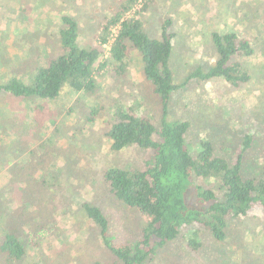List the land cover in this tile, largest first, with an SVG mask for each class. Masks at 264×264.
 <instances>
[{
	"label": "rangeland",
	"instance_id": "1",
	"mask_svg": "<svg viewBox=\"0 0 264 264\" xmlns=\"http://www.w3.org/2000/svg\"><path fill=\"white\" fill-rule=\"evenodd\" d=\"M89 1L85 9H93L94 15L112 3L92 0L88 7ZM154 1L140 17L143 30L151 38L158 37L161 20L172 18L176 37L171 65L177 81L191 69L214 62L212 30L234 32L253 43L254 54L245 63L251 73L247 85L236 90L220 80L192 81L174 93L170 105L171 121L182 120L190 125L189 146L209 140L217 152L231 158L242 137L246 133L254 135L255 144L245 163L246 174L252 176L256 160L264 157V0ZM15 6L14 0H0V59L3 65L11 60L14 63L13 69L7 66L1 73L27 82L34 68L46 66L49 58L60 54L56 34L60 20L56 9L16 17ZM101 17L98 15L94 21L79 18L81 46L93 39ZM104 48L99 64L108 58L109 47ZM10 54L14 55L11 60ZM128 63L126 77H119L112 69L100 71L99 87L93 95L65 89L58 99L37 103L38 108L35 103L0 96V214L8 215L21 235L28 233V218L37 214L46 225L43 234L35 235L41 246L29 252L25 264H94L98 259L101 264H111V257L104 261L96 229L85 225L87 232L82 233L75 226L72 217L79 214V201L98 206L110 228L121 229L123 244L137 240L144 219L117 203L102 180L108 167H139L145 159L144 153L134 147L111 152L105 137L117 101L125 107L137 104L141 113L151 110L154 114L155 103L144 99L150 86L141 75L140 56L131 53ZM94 108L98 111L90 120ZM8 147L12 148L9 152L20 150L7 164ZM43 170L49 174L40 184ZM22 186L29 192L18 193ZM28 196L35 212L21 208L18 198L28 200ZM186 239L179 238L167 255H159L151 264H264V218L256 210L233 220L223 243L199 230L192 239L200 240L202 249L192 252L186 249Z\"/></svg>",
	"mask_w": 264,
	"mask_h": 264
},
{
	"label": "trees",
	"instance_id": "2",
	"mask_svg": "<svg viewBox=\"0 0 264 264\" xmlns=\"http://www.w3.org/2000/svg\"><path fill=\"white\" fill-rule=\"evenodd\" d=\"M152 2L155 1L112 0L106 10L97 12L102 17L97 19L95 42L86 47L78 42L77 18L67 12L61 14L56 33L60 54L49 58L46 66L34 68L27 82L13 75L3 77L1 73L7 66L14 68L11 60L14 55L8 56L11 61L5 65L0 59V96L25 104L35 103L38 108L37 103L58 99L65 89L95 94L100 71L112 69L119 77H126L129 56L133 52L140 56L141 75L150 86L144 99L155 103L152 109L155 115L151 110L148 114L141 113L137 104L125 107L117 101L112 108L114 120L108 125L105 137L111 152L134 147L144 153L145 159L139 167L111 166L102 174L109 195L144 219L138 238L123 244L121 229L117 226L111 229L104 212L89 202L79 201V214L72 217L80 232H87L85 225L96 229L104 261L111 257V264H151L159 255H167L169 247L184 236L187 237L186 249L197 252L202 249V243L192 236L197 237L199 230L223 243L233 220L244 218L255 210L264 218V157L256 160L252 176L245 172L247 156L255 144L254 135L246 133L238 151L226 158L209 140L189 146V123L171 121L170 116L174 93L192 81L220 80L236 90L247 85L251 73L245 63L254 54L253 43L234 32L212 30L210 44L215 54L214 62L208 67L191 69L177 81L171 65L176 37L172 18L161 20L158 37L151 38L143 30L140 17ZM137 6L139 9L133 13ZM22 14L29 16L25 9ZM98 15L88 21H94ZM105 46L109 47L108 58L99 64ZM96 108L91 110L90 120L97 114ZM10 149L8 147L7 164L20 150L15 148L9 152ZM47 174L49 171L43 170L38 180L40 184L46 182ZM20 190L18 193L25 191V187ZM18 199L23 211L35 212L29 196L28 200ZM28 221V233L21 235L8 215L0 214V264H25L29 252L41 246L35 235L45 232L46 225L38 214ZM94 264H101V260Z\"/></svg>",
	"mask_w": 264,
	"mask_h": 264
},
{
	"label": "crops",
	"instance_id": "3",
	"mask_svg": "<svg viewBox=\"0 0 264 264\" xmlns=\"http://www.w3.org/2000/svg\"><path fill=\"white\" fill-rule=\"evenodd\" d=\"M54 1L55 0H14L15 5H16L15 6L16 10H14L15 16L23 17L22 10L24 9L29 12V15L33 14V11H41V13L42 11H45V13H47V10L50 11V10L56 9L57 11L56 13H58L59 16L66 12L72 16H75L77 18L78 23H79V18H87L89 20L90 18L94 17L95 11H93V9L91 8L90 10H88L87 8L85 9V7L87 6H84V4H86L87 0H84V1L83 0H56L57 4H55ZM21 2H23V4ZM91 3H92V0L88 2V7H90ZM53 16H54V13H53ZM53 16L50 17L51 20L52 18H54ZM23 18H26V17H23ZM54 27L55 26L53 23L51 26V29L53 30ZM80 34H81V27H80L79 37H80ZM92 37H94V35ZM94 40L87 39V41H89L87 44H91ZM78 42H79V39H78ZM86 46H83V47H86Z\"/></svg>",
	"mask_w": 264,
	"mask_h": 264
},
{
	"label": "built area",
	"instance_id": "4",
	"mask_svg": "<svg viewBox=\"0 0 264 264\" xmlns=\"http://www.w3.org/2000/svg\"><path fill=\"white\" fill-rule=\"evenodd\" d=\"M139 7L140 6H137V8L136 9H139ZM112 33H113V35L116 33V30L114 29V30H112ZM111 39H112V37H111ZM106 47V46H105Z\"/></svg>",
	"mask_w": 264,
	"mask_h": 264
}]
</instances>
